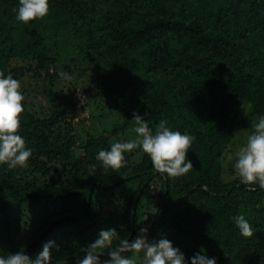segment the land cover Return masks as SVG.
<instances>
[{"label":"trees","instance_id":"trees-1","mask_svg":"<svg viewBox=\"0 0 264 264\" xmlns=\"http://www.w3.org/2000/svg\"><path fill=\"white\" fill-rule=\"evenodd\" d=\"M17 6L0 0V73L31 76L50 112L40 115L25 98L18 129L32 149L27 163L44 180L35 173L24 181L18 168L0 164V255L21 248L34 259L52 239L59 250L51 264H75L100 229L131 241L145 227L150 241L169 239L185 259L201 251L217 264H264V189L223 177L242 106L250 104V118L264 114V0H49L48 14L27 24L16 20ZM15 57L19 67L9 68ZM78 86L106 108L109 133L134 128V111L153 131L165 119L189 133L193 168L157 173L137 147L120 169H105L95 154L112 144L106 133L77 154L66 118ZM10 203L45 213L18 244ZM237 214L252 236L239 233ZM126 255L142 264V253Z\"/></svg>","mask_w":264,"mask_h":264},{"label":"clouds","instance_id":"clouds-1","mask_svg":"<svg viewBox=\"0 0 264 264\" xmlns=\"http://www.w3.org/2000/svg\"><path fill=\"white\" fill-rule=\"evenodd\" d=\"M14 12L16 20L21 23L42 19L49 12V0H18ZM58 75L66 81L72 79L65 71L58 72ZM24 99L20 81L10 73H0V164L9 169L27 167L32 154V149L26 147L24 138L18 132ZM132 120L135 122V139L117 140L95 154V160L105 169H120L127 163L124 153L137 147L148 155L157 173L169 177L182 176L193 168L192 161L187 158L195 139L193 136L170 130L165 119H161L153 131L147 119L135 111ZM253 128L246 143L236 152L232 167L242 185L250 187L256 184L264 189V114L260 115ZM89 170L94 171L95 165H89ZM232 219L242 236L253 235L252 225L243 214H237ZM147 232V228L140 227L137 236L129 241L121 238L116 228H102L96 238L81 249L83 255L75 260V264H136L134 258L126 255L132 251L142 253V264H217L216 257H209L201 251L185 259L184 253L174 247L172 241L163 236L150 241ZM20 249L0 255V264H51L52 251L59 250V245L52 239L43 242L34 259ZM104 256L106 258H102Z\"/></svg>","mask_w":264,"mask_h":264},{"label":"rangeland","instance_id":"rangeland-1","mask_svg":"<svg viewBox=\"0 0 264 264\" xmlns=\"http://www.w3.org/2000/svg\"><path fill=\"white\" fill-rule=\"evenodd\" d=\"M18 61V63H17ZM21 61L17 60L16 57L12 58L9 61V68L11 65H15L19 67ZM23 64L27 63V60L22 62ZM10 71V70H9ZM23 81L20 82L21 89L24 93V97L29 101L30 107L32 110L36 111L40 115L43 113H49V105L47 102L46 96L39 92H34L32 90V86L29 85V81L33 83L31 80V76H23ZM96 98L93 96L85 93L81 88L76 87L72 94V98L69 105V114L66 118V123L69 124L72 128V133L74 136V145L73 150L80 154L81 152V145L84 143L86 139H91L98 135L106 133L110 136L109 141L113 143L117 140L124 141L127 139H135L136 133L134 132V128H127L124 132L123 130L115 131L109 133L110 124L113 122L110 116H106V108L102 105V102L96 103ZM250 110V104H244L239 112V115L236 120L235 125V138L232 144L230 145V149L226 152V155L223 160V165L225 167L226 173L223 175L224 178H234L237 175L235 174L233 167V163L236 158V152L239 148L246 143L247 136L254 130L253 126L257 122L258 118H250L248 116V112ZM135 127V125H134ZM83 139V140H81ZM26 147H29V144L25 142ZM137 149H133L132 151L135 152ZM141 150V149H140ZM33 158V153L30 156V160ZM28 159V161H29ZM27 161V162H28ZM30 163H27V167H16L19 169V174L24 181L32 179L36 172L33 171L34 166ZM232 168V169H231ZM62 169L59 168V172H54V175H61ZM62 176V175H61ZM36 177L38 181H43L45 178L44 174L40 172L36 173ZM157 183L155 188L154 186L151 188V194L156 195L158 192ZM154 198L151 199L150 205H154ZM10 216L11 219L19 224V229L17 234L13 238V243L18 244L20 241L25 240L28 238L31 233L36 229L38 226L41 216L45 213L40 211H35L31 207L27 205L23 206H16L14 203H10ZM53 210L50 209L47 213H51ZM145 210V207H144ZM145 219L146 216H143Z\"/></svg>","mask_w":264,"mask_h":264}]
</instances>
